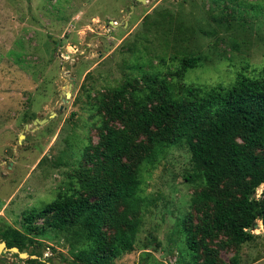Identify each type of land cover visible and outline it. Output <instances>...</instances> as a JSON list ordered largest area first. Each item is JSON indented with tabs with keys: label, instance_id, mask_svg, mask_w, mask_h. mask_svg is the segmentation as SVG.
Wrapping results in <instances>:
<instances>
[{
	"label": "rangeland",
	"instance_id": "374dc122",
	"mask_svg": "<svg viewBox=\"0 0 264 264\" xmlns=\"http://www.w3.org/2000/svg\"><path fill=\"white\" fill-rule=\"evenodd\" d=\"M192 56L202 58L200 66L173 76ZM241 75L264 79V0H0V231H24L30 211L60 192L90 196L80 185L93 181L100 162L86 149L99 144L106 124L125 129L106 113L117 87H135L127 95L132 105L150 93V78H165L182 98L193 88L230 87ZM138 173L134 248L113 263L196 264L187 230L198 223L194 198L204 185L185 179L193 173L190 153L169 149ZM263 191L264 184L256 196ZM45 230L32 235V259L74 264L75 241ZM250 232L254 239L240 245L199 235L198 254L202 260L205 243L226 263L237 256L239 264H264L262 221ZM30 256L6 252L0 264H32Z\"/></svg>",
	"mask_w": 264,
	"mask_h": 264
},
{
	"label": "trees",
	"instance_id": "16d2710c",
	"mask_svg": "<svg viewBox=\"0 0 264 264\" xmlns=\"http://www.w3.org/2000/svg\"><path fill=\"white\" fill-rule=\"evenodd\" d=\"M201 63L200 56L184 57L173 76L182 79ZM147 84H152L150 93L132 105L127 95L135 87L124 84L114 90L106 113L125 129L106 124L99 144L86 149L100 162L93 181L80 185L90 196L60 192L44 209L30 211L24 231L5 225L0 239L7 248L29 252L36 243L32 235H43L48 227L75 241L74 264H114L112 256L134 248L141 222L140 166L152 163L159 153L185 147L193 164V173L185 179L204 185L194 198V205L200 206L198 223L187 230V242L196 251L194 263L239 264L237 256L230 263L220 260L205 243L201 260L197 237L205 242L223 236L240 245L254 239L250 230L257 221L264 225V191L256 196L264 184V79L241 75L230 87L193 88L182 98L172 94L165 78H150ZM38 219H44L43 226H37ZM29 263L47 264L32 258Z\"/></svg>",
	"mask_w": 264,
	"mask_h": 264
},
{
	"label": "water",
	"instance_id": "95a60500",
	"mask_svg": "<svg viewBox=\"0 0 264 264\" xmlns=\"http://www.w3.org/2000/svg\"><path fill=\"white\" fill-rule=\"evenodd\" d=\"M142 2H144V0H142ZM112 24L114 25V22H112ZM48 119H43V120H37L38 123L42 124L44 122H47ZM22 137L24 136H21L20 138L22 139ZM255 226H257V223L255 224ZM254 226V227H255ZM6 252H11V253H18V255L21 257V258H27L29 257L30 255L28 254V252H20V250L17 248V247H13V248H7V244L6 242H0V255H2L3 253H6ZM31 258H34V256H31Z\"/></svg>",
	"mask_w": 264,
	"mask_h": 264
},
{
	"label": "flooded vegetation",
	"instance_id": "af4514ba",
	"mask_svg": "<svg viewBox=\"0 0 264 264\" xmlns=\"http://www.w3.org/2000/svg\"><path fill=\"white\" fill-rule=\"evenodd\" d=\"M4 259V258H3ZM4 261H6V259H4Z\"/></svg>",
	"mask_w": 264,
	"mask_h": 264
},
{
	"label": "bare ground",
	"instance_id": "6f19581e",
	"mask_svg": "<svg viewBox=\"0 0 264 264\" xmlns=\"http://www.w3.org/2000/svg\"><path fill=\"white\" fill-rule=\"evenodd\" d=\"M144 2H145V0H144Z\"/></svg>",
	"mask_w": 264,
	"mask_h": 264
}]
</instances>
